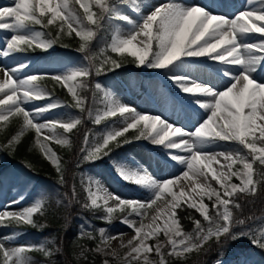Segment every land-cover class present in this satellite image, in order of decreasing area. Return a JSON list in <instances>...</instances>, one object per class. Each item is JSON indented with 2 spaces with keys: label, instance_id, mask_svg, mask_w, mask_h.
Listing matches in <instances>:
<instances>
[{
  "label": "snow or ice",
  "instance_id": "6c2138e0",
  "mask_svg": "<svg viewBox=\"0 0 264 264\" xmlns=\"http://www.w3.org/2000/svg\"><path fill=\"white\" fill-rule=\"evenodd\" d=\"M258 2V8L237 12L229 18L216 10L218 6H224V0H207L202 5H185L178 0H169L168 3L154 8L138 29L127 38L112 41L111 51L128 53L134 59L127 62L134 63L136 67L147 66L163 70L185 58L207 57L224 67L223 76L231 80L230 85L223 91H216L211 85H201L198 82L190 85L178 84L184 93L197 95L199 98L195 103L209 113L193 132L168 123L162 117L139 114L130 106L109 109L95 119V123H101L108 117L119 116L124 119L125 126L108 134L101 143L92 148L87 155L88 160L107 155L113 148L132 140L148 139L154 145L163 147L170 160L186 166L182 175L163 182L149 180L144 176L124 177L129 182L154 187L156 189L154 198L148 201H129L98 189L95 191L91 187L87 189L88 199L83 203V208H102L106 213L105 217H101L102 220L111 223L113 219H120L135 232V236L127 241L126 247L129 251L125 256L118 257L112 252L113 259L118 260L119 264H153L148 256L153 251L159 257L155 264H168L167 257L187 259L193 251L205 253L212 244L222 247L227 239H239L242 235L232 232V227L244 222L234 216L232 209L241 208L238 202L241 194L254 196L258 186L264 185V83L252 78L258 66L264 63V39L254 43L243 42L250 34L264 36V0ZM93 3L99 9L98 12L92 10ZM254 3L256 0H249V4ZM73 5H79L83 15L74 6H70L69 0H14L12 6L0 7V30L13 33L10 38H6L3 50L5 57L13 52L36 48L46 51L54 44L68 47L63 43V37H71L73 33L84 41L76 50L86 53L89 67L73 70L69 74L51 76L40 74L17 81L12 70L8 68L0 70V75L4 77L0 80V93H3L0 97V121L6 122L9 117L15 116L22 119L20 130L8 137L6 144L0 146V150L11 153L24 132L29 128L34 129L35 144L55 165L60 183H64V170L61 161L48 147L47 142L54 139L57 143L68 144V137L56 132L57 126L63 133L70 134L80 124V120L37 124L23 105L54 95L38 83L42 77L47 76L63 85L71 95L72 103L67 105L83 111L87 100L81 90L88 88L87 78L93 75V71L99 75L101 72L115 71L124 64L123 61L110 56L98 64L93 63L94 57L87 52L89 49L87 42L96 35V30L99 29L101 20L108 10L109 0H73ZM57 21L60 23L53 35L50 26ZM35 25L48 29L47 34L36 33L37 37L46 34L47 39L38 40L19 34L25 27ZM225 66H237L240 71L233 74L230 68ZM99 89L100 85L96 84L93 93ZM58 103L64 104L61 101ZM45 110L49 108L33 111ZM129 130L138 132L129 138L125 135ZM121 137L122 140L118 139ZM84 139L86 144L88 136L85 135ZM217 140L238 143L242 149L211 154L200 150L203 144ZM237 164L240 165L239 168H235ZM26 166L32 168L30 164ZM234 177L239 183L233 182ZM211 181H215L218 187H214ZM174 187L178 188V191H173ZM76 195L73 186L71 199H75ZM205 198L211 201V209L204 203ZM99 200H103V205L98 203ZM110 201L114 203L110 205ZM158 201L163 203L158 204ZM183 205L195 209L203 218L202 222L195 216L189 217L193 223L191 232L184 231L179 222L177 210H183ZM43 208L44 206L36 205L18 212L4 211L0 213V226L15 224L42 229L47 225L38 223L34 215L39 213L43 216ZM150 210L152 215H149ZM117 212L120 215L114 216ZM133 216L139 219H130ZM162 218L161 225L158 221ZM146 220L149 223L146 224ZM146 228L148 231H145ZM161 231L168 237L167 245L163 246L165 248L170 246L168 251L162 250L159 244L146 243ZM123 235L124 233L117 234L119 237ZM79 238L95 240L97 237L93 232L85 230L81 232ZM115 238L107 235L104 229L99 230L101 243ZM3 239L0 238V241ZM250 239L255 246L264 249V236L259 238L250 236ZM32 251L42 253L51 260L60 249L38 245L10 249L0 242V264H24L25 254ZM85 252L100 253V245L98 244L95 249H82L81 255ZM104 254L106 258L103 264H109L108 252ZM216 264H222V260L218 259Z\"/></svg>",
  "mask_w": 264,
  "mask_h": 264
},
{
  "label": "rangeland",
  "instance_id": "374dc122",
  "mask_svg": "<svg viewBox=\"0 0 264 264\" xmlns=\"http://www.w3.org/2000/svg\"><path fill=\"white\" fill-rule=\"evenodd\" d=\"M122 1L123 2L120 3L113 11L112 22L114 35L112 36L111 43L114 39L127 38L138 29V27L143 23L144 18L147 17V15H149L154 8L169 2V0ZM13 2L14 0H2L0 1V7L12 6ZM178 2L183 4L187 3L188 5H202L206 3L207 0H178ZM258 7V0H256V3L254 4H249V0H224V6H218L216 10L219 14L227 15L231 18L237 12ZM122 17L126 19H123ZM59 23L60 21H57L54 25L57 27ZM19 34L28 35L39 40L36 33L26 27L20 30ZM12 35V32L0 30V70L3 68L12 70L13 77L17 81H23L27 77L40 74H48L50 76L66 75L73 70L89 67V65L84 62L83 57L79 55L59 54L51 57H43L42 59H34L32 57L21 55L19 54L20 51H18L5 57L3 55V50L6 44V38H10ZM261 39H264V36H260L259 34H250L245 37L243 42L254 43ZM206 59H208V62L205 64L201 63L205 60L204 58H199L201 62L196 58H185L175 62L174 65L163 70L153 68L152 76L147 80L146 92L145 94L143 93L141 97L137 96L141 78L137 73L131 71L120 72L115 78H99L98 84L109 97L108 100L110 102V106L108 110L119 106H130L139 114L159 116L165 119L168 123L175 124L176 126L184 128L189 132H193L196 126L207 118L209 113L200 109L195 103V101L199 98L197 95H194L193 98H188V96L184 95V92L178 84H185V80L183 79H186V84L189 85L193 82H198L201 85H211L216 91H223L231 83L229 78L223 76V71L225 70L224 67H221L212 59L207 57ZM225 67L230 68V71L233 74L240 71L239 67ZM170 77L173 78L170 79ZM3 78L4 77L0 75V80ZM252 78L260 83H264V63L258 66V70L252 74ZM44 79L49 78L44 76L40 80ZM2 96L3 93H0V97ZM186 100H189L190 103ZM58 101H60V99L53 95L51 98L46 97L42 100L30 101L25 103L23 107L31 113L34 122L37 124H43L51 121L68 123L78 120V114L73 110V108L65 104H59ZM46 107H48L49 110L33 111ZM124 126V119H122V121H114L111 124L110 132L103 133L104 138L108 134L114 133L116 130L121 129ZM28 130L34 133L33 147L42 156L40 166L43 167L46 163L52 164L51 159L47 158L35 144V130L30 128ZM136 131L138 132V130ZM50 142L55 143L56 140L52 139L47 142L48 147L52 151ZM64 145L67 146L68 144ZM241 149L242 146L238 143H229L219 140L215 142H207L200 146V150L203 153L208 154L216 152H233ZM124 154L127 158L124 159L122 165L118 166L115 163H111L109 165H101L100 168H89L88 175L90 179L94 180V184L90 186L93 191L97 189L103 193L108 191L111 196L123 198L124 200L129 201H148L154 198L156 189L149 184L139 185L129 182L124 177L144 176L149 180L154 179L156 182H163L174 176L182 175V173L186 170L185 165L177 164L170 160L168 153L163 147L154 145L148 139L132 140L130 143H125ZM1 162L2 160L0 159V163ZM218 167L219 166L217 165V168ZM239 167V164L235 166V168ZM209 179H211L210 176ZM233 182L239 183L235 177L233 178ZM130 183L134 186L133 188L127 187ZM212 184L214 187H218L215 181ZM43 189L44 187L42 183H39L38 180L25 177L21 168L17 165L8 168L0 175V213H3L4 211L18 212L29 207H34L38 198L43 196ZM173 191H178V188L174 187ZM98 195H102V193H98ZM98 203L103 205V200H99ZM113 203L114 202L112 201L109 202L110 205ZM157 203L162 204L163 201H158ZM204 203L209 207V209L211 208V201L207 200V198H205ZM155 207L156 206H153V208ZM193 210L196 211L195 209ZM152 214L153 213L150 210L149 215ZM130 219L139 218L133 216L130 217ZM145 223L147 224L149 221L146 220ZM158 223L162 225L163 218L161 221H158ZM104 230L107 235L116 238L107 241L106 243H101V241H99L98 244L101 248V252L99 254L106 257L104 253L107 251V258L111 259H113L112 252H114L118 257L125 256L129 251V248L126 247L127 241L135 236L134 230L122 223L121 220L116 225H110ZM145 231H148V229L146 228ZM232 232H239V228H235ZM118 233H124V235L119 237L117 236ZM32 237L33 235L23 234V232H20L15 228H11L9 225L0 226V238H4L0 242H3L7 248L15 249L20 246L33 245ZM167 239L168 237H166L163 231H161L157 236L146 241V243L149 245L159 244L162 246V250L168 251L170 246L167 248L163 247L167 245ZM148 256L149 260H151L153 264H155V262L159 259L154 251L149 253ZM154 257L157 259H154ZM113 260H115V264H119L118 260ZM110 263L111 261H109V264ZM222 264L231 263L228 261H222ZM235 264L250 263L247 260H241Z\"/></svg>",
  "mask_w": 264,
  "mask_h": 264
},
{
  "label": "trees",
  "instance_id": "16d2710c",
  "mask_svg": "<svg viewBox=\"0 0 264 264\" xmlns=\"http://www.w3.org/2000/svg\"><path fill=\"white\" fill-rule=\"evenodd\" d=\"M119 2L120 0H109L108 10L101 20L99 29L96 30V35L87 42L89 47L87 52L91 57H94L93 63L98 64L102 59L110 56L113 59L123 61V67L115 71L101 72L99 75L93 71V75L87 78L88 88L81 90L82 95L87 100L84 110L81 111L72 107L78 113L77 118L80 120V124L70 134L61 132L63 130L60 128V130L57 129L60 131L59 133H63L62 135L68 137V145L51 143L52 152L59 158L64 170V183L58 182L59 177L53 163H46L43 167L40 166L42 156L33 147L32 132L24 133L11 153L6 150H0V157L5 161L3 165H0V174L8 169L10 165L17 164L24 173L40 180L46 189V198L40 203L41 206H44V215L41 216L37 213L34 215V219L38 223L47 226L38 229L26 225H12L24 233L33 235V245L60 249L51 257V260H48L42 253L37 251L29 252L25 254L24 264H103L105 257L96 252H85L81 255L82 249H94L99 241V230L106 226L115 225L119 221V219H113L109 223L102 220L101 217L106 216L102 208L85 209L82 207L87 200L85 192L86 186L89 184L87 169L91 166L100 167L103 164H110L124 156L122 145L113 148L107 155H103L100 158L95 160L87 159L89 151L101 142L103 131L109 132L112 121L123 119L117 116L115 119L102 121L99 124L95 123V115L108 106V97L102 93L101 88L95 94L93 93L94 86L97 84L96 81L99 78H114L120 72L134 71L139 73L141 77L139 87V95L141 96L146 91L147 80L151 73L145 67H136L134 63H128L127 61L134 59L128 53H115L111 51L110 47H107L109 46L107 43L113 34V26L111 21H109L110 12ZM69 3L70 6H74L83 15V10L79 8V5H73V0H70ZM92 10L99 11L94 3ZM50 28L54 35L57 27L52 25ZM27 29H32L36 33L44 32L47 34L48 32V29H44L40 25L27 27ZM46 34L39 36V39H47ZM83 42L73 33L71 37H63V43L67 44L68 47L54 44L46 51L36 48L35 50L21 52L35 57L57 53L81 54L88 61L85 52L76 50ZM100 47L104 48V53L101 55L102 58L97 57L98 55L96 54ZM42 83L47 88H50V84L53 85L51 86L53 89L50 91L65 104L72 103L71 95L63 85L53 80L52 82L42 81ZM21 124L22 119L20 116L10 117L6 123L0 122V146L5 145L7 138L15 135L20 130ZM134 134L135 130H129L125 135L131 138ZM85 135L88 136L86 144ZM118 139L122 140L123 138ZM29 164L32 166L31 169L26 166ZM211 182L213 183V181ZM73 186H75L77 193L75 199H71ZM238 202L241 208H233L232 211L237 219H241L244 222L232 227V231L235 228H239L237 233H242L239 239H227L222 247L212 244L205 253L193 251V253L188 255L187 259H178L174 256L167 257L168 264H214L218 259L228 260L231 264L238 263L241 260H247L250 264H264V249L255 246L252 239H250V236H256L257 238L264 236V185L258 186L257 193L254 196L241 194L238 197ZM115 215H120V213H114ZM177 215L183 230L186 232L193 230V223L189 217L195 216L203 222L200 214L193 209L187 208L186 205H183V210H177ZM85 230L93 232L97 238L95 240L78 239L81 232ZM154 259L157 258L154 257ZM114 262L111 261V264H115Z\"/></svg>",
  "mask_w": 264,
  "mask_h": 264
},
{
  "label": "bare ground",
  "instance_id": "6f19581e",
  "mask_svg": "<svg viewBox=\"0 0 264 264\" xmlns=\"http://www.w3.org/2000/svg\"><path fill=\"white\" fill-rule=\"evenodd\" d=\"M185 5H188L187 3H185ZM205 60L203 61V62H201L200 60H199V58H196L198 61H200L202 64H205L206 62H208V59H206V57H203ZM203 58H201V59H203ZM236 68H237V66H235ZM183 80H185V84L187 83L186 81V79H183ZM97 82V84H98V81H96ZM99 85V84H98ZM100 88H101V86H100ZM101 90H102V93L104 94L105 92H104V90L101 88ZM184 95L185 96H188V98H193L194 97V95H192V94H189V95H187L186 93H184ZM188 103H190L189 102V100H186ZM214 167H217V165H214ZM107 194H109V195H111L110 194V192H108V191H105Z\"/></svg>",
  "mask_w": 264,
  "mask_h": 264
}]
</instances>
